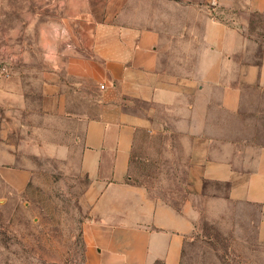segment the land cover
Returning a JSON list of instances; mask_svg holds the SVG:
<instances>
[{
    "label": "crops",
    "instance_id": "crops-1",
    "mask_svg": "<svg viewBox=\"0 0 264 264\" xmlns=\"http://www.w3.org/2000/svg\"><path fill=\"white\" fill-rule=\"evenodd\" d=\"M81 2L62 24L71 45L41 73L40 100L48 121L80 134L62 147L85 178L86 262L179 264L207 202L220 215L248 209L264 248V0ZM17 81L0 84V104L30 108ZM144 133L185 154L179 204L131 179Z\"/></svg>",
    "mask_w": 264,
    "mask_h": 264
},
{
    "label": "rangeland",
    "instance_id": "rangeland-1",
    "mask_svg": "<svg viewBox=\"0 0 264 264\" xmlns=\"http://www.w3.org/2000/svg\"><path fill=\"white\" fill-rule=\"evenodd\" d=\"M83 7L81 0H0V84L14 77L31 103L0 104V264H88L81 236L85 178L62 147L71 150L80 134L72 138L65 121H48V103L40 100L42 71L54 70L55 50L71 45L73 32L63 21ZM62 109L66 116L71 106ZM186 164L166 135L144 133L130 176L179 204L188 195ZM205 204L179 264H264L248 209L220 215Z\"/></svg>",
    "mask_w": 264,
    "mask_h": 264
},
{
    "label": "built area",
    "instance_id": "built-area-1",
    "mask_svg": "<svg viewBox=\"0 0 264 264\" xmlns=\"http://www.w3.org/2000/svg\"><path fill=\"white\" fill-rule=\"evenodd\" d=\"M100 87H101V88H103V87H104V85H100Z\"/></svg>",
    "mask_w": 264,
    "mask_h": 264
}]
</instances>
